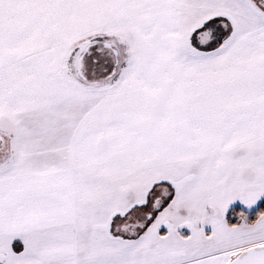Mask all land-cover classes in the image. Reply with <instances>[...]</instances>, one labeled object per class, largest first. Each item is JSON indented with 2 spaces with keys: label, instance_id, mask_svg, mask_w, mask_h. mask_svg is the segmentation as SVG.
<instances>
[{
  "label": "snow or ice",
  "instance_id": "6c2138e0",
  "mask_svg": "<svg viewBox=\"0 0 264 264\" xmlns=\"http://www.w3.org/2000/svg\"><path fill=\"white\" fill-rule=\"evenodd\" d=\"M0 264H264V0H0Z\"/></svg>",
  "mask_w": 264,
  "mask_h": 264
}]
</instances>
